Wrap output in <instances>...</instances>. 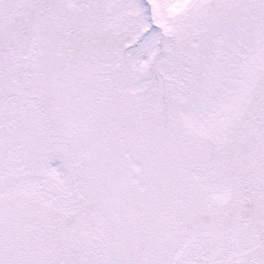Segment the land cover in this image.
<instances>
[{
    "label": "snow or ice",
    "instance_id": "snow-or-ice-1",
    "mask_svg": "<svg viewBox=\"0 0 264 264\" xmlns=\"http://www.w3.org/2000/svg\"><path fill=\"white\" fill-rule=\"evenodd\" d=\"M0 264H264V0H0Z\"/></svg>",
    "mask_w": 264,
    "mask_h": 264
}]
</instances>
